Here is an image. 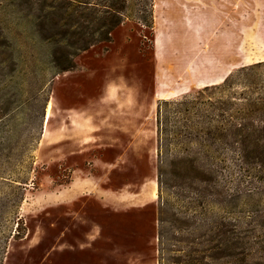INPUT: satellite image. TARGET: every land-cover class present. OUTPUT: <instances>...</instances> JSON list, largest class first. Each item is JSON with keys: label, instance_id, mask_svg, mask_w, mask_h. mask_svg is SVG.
<instances>
[{"label": "rangeland", "instance_id": "1", "mask_svg": "<svg viewBox=\"0 0 264 264\" xmlns=\"http://www.w3.org/2000/svg\"><path fill=\"white\" fill-rule=\"evenodd\" d=\"M263 126L264 0H0V264H264Z\"/></svg>", "mask_w": 264, "mask_h": 264}, {"label": "trees", "instance_id": "2", "mask_svg": "<svg viewBox=\"0 0 264 264\" xmlns=\"http://www.w3.org/2000/svg\"><path fill=\"white\" fill-rule=\"evenodd\" d=\"M110 10L114 12L117 11L116 9H112V8H110ZM257 64L261 65L262 62H259ZM227 82H228V77H226L223 80L222 84L210 88L205 87L204 91L215 89L224 92L227 87ZM227 106H230V101H226V107L221 108L220 110L221 112L225 113V115L229 116L228 119H225V116H223L220 125H213L212 123H210L209 124L210 131L207 133V136L210 141L218 145L219 143L221 144L224 143V145H228V143H232L234 146H238L237 151L239 152L241 125L237 122V118L234 117V115L228 114L229 112L227 111L228 109ZM214 109L218 110L217 107H214ZM234 112L237 111L235 110ZM216 117H220V116L217 114ZM211 122H214V119H211ZM254 133H256L255 136ZM251 135L250 136L252 138H250V144L252 146L254 145L255 148H259L260 144L262 143L264 147V126L258 128L257 130L253 129ZM163 146L167 147L168 145L167 143H163L162 147ZM252 160L253 162L257 163L259 166L262 165L264 162V159L261 156H253ZM235 161L242 162V156H238ZM195 162L199 163L198 166L199 168H201L203 172L212 174V172H215L217 168H220V164L223 162V160L216 159L213 157H206L204 159L199 158Z\"/></svg>", "mask_w": 264, "mask_h": 264}, {"label": "bare ground", "instance_id": "3", "mask_svg": "<svg viewBox=\"0 0 264 264\" xmlns=\"http://www.w3.org/2000/svg\"><path fill=\"white\" fill-rule=\"evenodd\" d=\"M49 118H50V103H48L47 104V107H46V112H45V116H44V120H45V122H47L48 120H49ZM153 185H154V183H153ZM144 195L146 196V195H153V191L152 192H144Z\"/></svg>", "mask_w": 264, "mask_h": 264}]
</instances>
